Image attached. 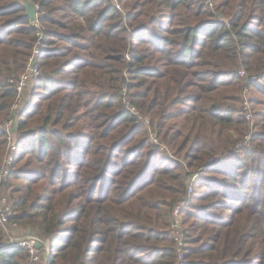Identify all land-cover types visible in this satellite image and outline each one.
<instances>
[{
	"label": "trees",
	"instance_id": "1",
	"mask_svg": "<svg viewBox=\"0 0 264 264\" xmlns=\"http://www.w3.org/2000/svg\"><path fill=\"white\" fill-rule=\"evenodd\" d=\"M21 1L0 0V119L35 43ZM28 1L42 76L5 191L49 264H175L171 211L206 167L182 209L184 264H264V0ZM247 88L254 134L235 153ZM28 262L0 248V264Z\"/></svg>",
	"mask_w": 264,
	"mask_h": 264
},
{
	"label": "built area",
	"instance_id": "2",
	"mask_svg": "<svg viewBox=\"0 0 264 264\" xmlns=\"http://www.w3.org/2000/svg\"><path fill=\"white\" fill-rule=\"evenodd\" d=\"M112 1L116 4V7L121 10L117 0ZM206 3L210 7H214L212 0H206ZM35 10V19L34 21H30L35 28V43L32 53L26 62L24 72L16 80L11 81L15 88V98L9 108L7 117L0 119V131L4 133L6 142L5 155L2 165L0 166V226L3 229L4 235L9 236V239H6L7 242L5 244H0V248L2 246L21 248L28 254V264H43L44 259L49 260L50 258L49 245L37 235L26 233L25 230L18 225L14 220L12 204L5 191L6 186L10 181L15 152L18 149L17 146L21 137H23L19 133L17 114L26 107L30 100V90L32 85L42 76L39 59L42 55L43 43L45 40V28L39 19V6L35 5ZM239 75L247 82L255 83L261 81L255 76L248 75L244 70H240ZM251 100V92L247 88L243 95L242 110L246 121L251 124V129L242 140L238 142L234 150L235 153H240L245 149L251 148L254 134V117ZM124 102L127 107H131L129 100H125ZM131 110L134 113L136 111L134 108ZM152 137L155 139V135H152ZM225 159V156L219 155L210 160L209 164L223 162ZM206 169L207 167L192 174L186 198L182 202L176 204L171 211L170 231L176 248L175 264H184L186 259V232L183 226L182 209L189 203L190 197L193 194L192 184L202 176ZM16 236L18 237L16 238ZM39 243H43V246L40 248L38 247Z\"/></svg>",
	"mask_w": 264,
	"mask_h": 264
},
{
	"label": "water",
	"instance_id": "3",
	"mask_svg": "<svg viewBox=\"0 0 264 264\" xmlns=\"http://www.w3.org/2000/svg\"><path fill=\"white\" fill-rule=\"evenodd\" d=\"M26 10H27V16L29 18L30 21H34L35 19V14H36V10H35V5L32 4L31 2H29L28 0H26L25 2H23ZM43 246V243H39L38 244V247H42ZM2 247H6V246H2ZM1 247V248H2ZM49 264V262H48Z\"/></svg>",
	"mask_w": 264,
	"mask_h": 264
},
{
	"label": "rangeland",
	"instance_id": "4",
	"mask_svg": "<svg viewBox=\"0 0 264 264\" xmlns=\"http://www.w3.org/2000/svg\"><path fill=\"white\" fill-rule=\"evenodd\" d=\"M25 1H26V0H22L21 2H25ZM251 98H253L252 93H251ZM3 159H4V157H3ZM2 162H3V160H2ZM2 162H1L0 166L2 165ZM220 163H223V162H220ZM17 237H18V236H16V238H17ZM4 238H5V240H6V239H9V236H8V235H4ZM47 245H48V242H47ZM48 262H49L48 259H44L43 264H48Z\"/></svg>",
	"mask_w": 264,
	"mask_h": 264
}]
</instances>
